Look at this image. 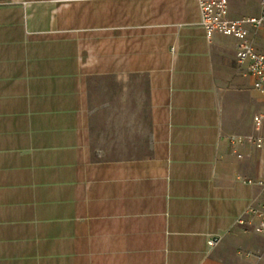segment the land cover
Returning a JSON list of instances; mask_svg holds the SVG:
<instances>
[{
  "label": "crops",
  "instance_id": "0c3cea01",
  "mask_svg": "<svg viewBox=\"0 0 264 264\" xmlns=\"http://www.w3.org/2000/svg\"><path fill=\"white\" fill-rule=\"evenodd\" d=\"M201 19L198 0H0V264H264L245 214L264 93Z\"/></svg>",
  "mask_w": 264,
  "mask_h": 264
},
{
  "label": "built area",
  "instance_id": "2783aa9c",
  "mask_svg": "<svg viewBox=\"0 0 264 264\" xmlns=\"http://www.w3.org/2000/svg\"><path fill=\"white\" fill-rule=\"evenodd\" d=\"M201 11V24L206 36L211 38L214 34L234 36L237 40V60L240 64H246L247 71L254 78V87L264 93V53L255 46L257 33L264 30V0H260V11L256 15L230 16V0H198ZM264 115L256 113L253 116L254 127L260 131L263 126ZM233 142H253L257 147H262L261 135H232ZM239 156H241L239 154ZM248 183L256 184L264 191V172L257 178L246 179ZM250 216L247 220L253 223L254 230L264 234V202L260 206H250L246 212ZM256 220V221H255ZM242 222L245 220L242 218ZM218 238L208 240L211 246L218 243ZM259 258L262 257L258 254Z\"/></svg>",
  "mask_w": 264,
  "mask_h": 264
},
{
  "label": "rangeland",
  "instance_id": "374dc122",
  "mask_svg": "<svg viewBox=\"0 0 264 264\" xmlns=\"http://www.w3.org/2000/svg\"><path fill=\"white\" fill-rule=\"evenodd\" d=\"M234 2H235V4H245V7L247 8L248 11H251L253 7H255L257 4H259L257 0H235ZM236 9H237V13L243 12L242 9H240V10H239V8H236ZM256 112L257 113L259 112V113L264 115V112H262V111H256ZM263 126H264V121H263ZM247 134H253V133H246V134H241V135H247ZM255 135H259V134H255ZM250 143L253 144L256 148H261V147H257L253 142H250Z\"/></svg>",
  "mask_w": 264,
  "mask_h": 264
}]
</instances>
